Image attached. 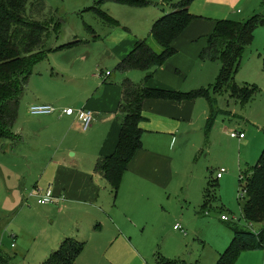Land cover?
<instances>
[{
  "label": "crops",
  "instance_id": "0c3cea01",
  "mask_svg": "<svg viewBox=\"0 0 264 264\" xmlns=\"http://www.w3.org/2000/svg\"><path fill=\"white\" fill-rule=\"evenodd\" d=\"M148 1L149 4L139 8L123 7V21L118 15H113L114 20L104 19L112 26L121 28L122 34L100 36L87 26L91 36L80 38L74 35L71 40L57 47L63 51L65 68L59 67L57 63L49 65V69L40 72L39 78L35 80L30 93L32 97L26 100L25 107L21 106L20 99L14 132L17 141H24L28 149L40 147L48 151L47 154L39 155L42 162L40 180L44 173L49 172L50 182L38 193H44L51 186L58 199L53 204L37 205L43 211L67 215L65 224L68 223L66 226L70 230L64 232L60 241L69 237L81 242L76 239L78 237L71 226L74 217L85 211V220L91 219L97 229L102 228L100 223L104 218L113 223L118 235L125 233L123 220L120 221L117 215L121 212L125 223L136 225L133 219H141V215L149 212L148 206L141 205L138 199L146 197L145 203H150L154 198L159 199V190L170 188L173 181L176 158L185 150H197L204 145L206 138L227 135L238 138L241 151L245 141L251 138L259 155L264 148V25H261L254 30L252 42L244 51L234 74L237 85H253L258 89L250 101L241 104L239 99L230 97L229 93H211V101L205 96L184 101L146 99L142 106L143 120L140 122L142 148L136 152L123 173L117 194L114 195L108 182L94 172L96 160L111 154L118 142L121 129L118 106L122 97V82L127 78L138 83L145 76L141 70L123 71L116 67L133 50L137 41L151 38L154 22L172 11V4L168 0ZM203 4L206 7L201 12L192 13L196 18L175 39L176 52L154 70L147 81L148 87L175 92L211 87L221 65L219 61L201 59L200 54L216 22L221 19L245 21L264 12V0H203ZM59 77L67 79L68 90L61 88ZM79 78L87 81L78 86L76 81ZM32 104L52 105L56 112L33 116L28 113V107ZM63 108L93 111L94 119L83 130L76 115H60ZM223 113L241 117L238 118L240 124L235 126L243 128V138L235 129L226 126L220 127L216 134L219 127L215 121L218 114ZM230 133H237V136L231 137ZM223 174L220 178L216 177L214 183L223 179ZM119 197L121 208L116 210L114 199L118 200ZM150 210H153L152 207ZM261 228L255 226L254 230L259 231ZM123 237L128 243L126 234ZM223 248L206 264L216 263ZM262 248L255 253L257 264H264V246ZM0 259L3 260L1 255ZM242 260L241 264H254L252 255L247 252L242 254Z\"/></svg>",
  "mask_w": 264,
  "mask_h": 264
},
{
  "label": "rangeland",
  "instance_id": "374dc122",
  "mask_svg": "<svg viewBox=\"0 0 264 264\" xmlns=\"http://www.w3.org/2000/svg\"><path fill=\"white\" fill-rule=\"evenodd\" d=\"M42 1L45 4V16L33 17L39 20L54 18L60 24L57 30L53 27L49 30L47 46L53 51L48 59L34 65L26 92L21 98V106L24 107L26 100L32 97L31 89L40 72L48 70L53 63L65 68L63 51L56 49L61 44L71 40L74 35L80 38L91 36L87 26L100 36L122 34L121 28L112 26L94 10L91 11L92 8H99L108 18L113 19V15H118L123 21V7H131L112 0ZM178 1L174 0L175 3ZM191 4L190 12L193 14L206 7L203 0H192ZM27 14L31 15L29 9ZM146 41L155 52H160L161 48L151 38ZM85 81L79 78L76 83L79 86ZM58 83L62 89H69L67 79L59 77ZM238 118L241 117L218 114L215 122L219 128L216 134L220 127L226 126L235 129L243 138L245 131L235 126L240 124ZM241 150L238 138L227 135L206 138L204 145L197 150L183 151L173 164L170 188L159 190L160 198H154L150 203H145L146 197L138 199L141 205L148 206L149 212L141 215V219H133L136 225L125 223L121 212L117 215L125 226V233L121 235L114 230L111 221L103 218L100 223L102 228L97 229L91 219L85 220L87 211L79 212L73 219L74 224L70 225L78 237L75 238L84 244L77 263L155 264L157 252L167 259L196 264L213 260L221 248L232 240L231 228L248 227L241 215V182L251 174L259 153L251 138L245 141ZM47 152V149L40 147L28 149L24 141L0 139V255L3 258L0 264H42L50 252L57 249L64 232L70 230L66 226L68 223L65 224V213L43 211L36 202L35 195L43 193H38V190L45 189L50 182L49 172L44 173L40 180L42 162L39 155ZM221 167L226 170L224 177L216 181L211 199L202 207L207 181L215 182L216 171ZM120 201V197L114 199V209L120 210ZM117 216L115 218L114 215L116 221ZM222 216L228 219L223 220ZM175 223L181 224L184 233L173 228ZM123 234L129 238L128 243ZM260 249L263 248L241 252L235 264L242 263V254L245 252L252 255L254 264H257L255 253Z\"/></svg>",
  "mask_w": 264,
  "mask_h": 264
},
{
  "label": "trees",
  "instance_id": "16d2710c",
  "mask_svg": "<svg viewBox=\"0 0 264 264\" xmlns=\"http://www.w3.org/2000/svg\"><path fill=\"white\" fill-rule=\"evenodd\" d=\"M112 1L135 7L147 5L144 0ZM191 2L192 0H180L175 3L174 0H168V3L172 4V11L152 25L150 36L161 48L160 52H155L146 39L139 40L116 67L123 71L141 70L145 72V76L139 83L127 78L122 82V97L118 106L121 117L118 142L111 154L100 156L94 165V172L108 182L114 195L117 194L123 173L136 152L142 148L143 131L140 122L143 120L142 106L146 99L184 101L205 96L211 101V93H229L230 97L245 104L258 91L253 85H237L234 74L244 51L252 42L254 30L264 25V12L245 21L221 19L216 22L200 54L201 59L220 62L219 73L211 87L191 92H175L147 86L154 70L176 52L175 39L196 18L189 11ZM28 9L31 12L29 16ZM92 9L103 19H108L98 8ZM33 16H45V4L42 0H0V139L17 140L14 126L20 99L26 90L34 65L45 59L53 50L47 46L50 28H59L60 23L54 18L44 17L39 20ZM241 183V215L249 228H231L233 238L214 264H235L241 252L264 246V148L251 174L245 176ZM216 185L212 180L207 181L202 207L211 199V191ZM255 226L262 228L256 231ZM83 248L82 242H76L69 237L63 238L57 249L53 250L42 264H76ZM155 264L196 263L167 259L157 252Z\"/></svg>",
  "mask_w": 264,
  "mask_h": 264
},
{
  "label": "built area",
  "instance_id": "2783aa9c",
  "mask_svg": "<svg viewBox=\"0 0 264 264\" xmlns=\"http://www.w3.org/2000/svg\"><path fill=\"white\" fill-rule=\"evenodd\" d=\"M56 112V108L52 105L48 104H32L28 107V113L33 116H42V115H50ZM94 112L93 111H87V110H74L71 108H63L60 111V115H76L78 121L81 123L83 130H86L92 123L94 119ZM231 137H236L237 133H230ZM225 172L223 168H221L217 174L216 177L220 178L222 174ZM32 195V194H31ZM37 196V204L39 205H45V204H53L58 199L53 194V189L51 186L46 189V191L43 194L36 195ZM223 220H227L228 218L226 216L221 217ZM175 229L181 230V232L184 233L183 227L181 224H176L174 226Z\"/></svg>",
  "mask_w": 264,
  "mask_h": 264
}]
</instances>
